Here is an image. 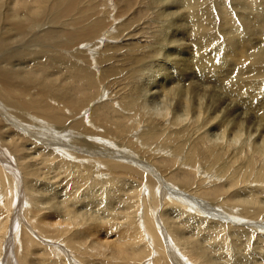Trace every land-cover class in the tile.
<instances>
[{
	"label": "bare ground",
	"instance_id": "1",
	"mask_svg": "<svg viewBox=\"0 0 264 264\" xmlns=\"http://www.w3.org/2000/svg\"><path fill=\"white\" fill-rule=\"evenodd\" d=\"M23 1L0 0V243L3 238L8 237V232L9 235L11 233L9 210L12 205L15 210V204L21 196L20 205L22 203L24 208H21L25 212L23 224L24 220L27 222L25 227H30L46 240L67 244L80 251L84 257H103L108 263L120 261L121 264H140L139 259L147 251V264H181L180 260L187 253L186 264L223 263L219 261L221 255L216 259L218 263L210 257L213 252L215 256L222 254L223 249L219 244L211 245L213 241L217 242L216 235L211 232L212 235L205 236L207 230L204 223L207 222L200 220V213L195 212L194 205L188 199L182 201L160 191L158 194L156 186V189L149 186L143 198L144 219L139 220V200L135 193L138 187L115 188L119 185L117 182L125 181L124 176L129 174L127 169L133 171L134 162L104 160L101 158L104 153L95 152L94 142L88 139L98 143L106 142L105 136H116L121 141L119 145H125L129 149L126 153L139 155L152 161L151 163L157 160V155L148 157L140 146L158 141L163 148L170 149L171 156L176 158L184 154L187 160L185 164L193 170L195 160L211 163L209 168L218 164L219 168H215L216 175L226 176L229 184L221 192L238 188L246 195L244 203L239 204L245 209L248 205L254 206L264 194V187L261 186L264 184V0H232L233 4L231 0H216L217 26L212 22L215 10L202 8V0H150L153 4L156 2L162 5L158 17L163 19L162 28L166 30H162L156 40L158 49L154 47L156 50L152 57L157 62L162 50L170 46L168 53L160 57L156 69L151 65L150 70V67H142L140 62L143 61V54L139 51L138 55L141 57L127 58L126 64L132 66L127 69L121 60L124 58L120 59V55L111 53H120L123 49L108 47L100 51L99 61L107 66L99 74L91 69L98 63V59L93 58V51L99 45L97 41L108 36L107 39L112 41L120 38V35L115 34L110 37L113 32L109 28L111 24L104 21L105 15L100 12L103 0ZM125 2L128 3V0ZM128 7L117 14L128 12ZM138 31L132 29L123 36L121 34L125 45L131 46L129 51L140 50L139 42L134 41L139 37ZM174 45H178V48L180 45L187 46L188 52L191 51L190 56L185 57L186 48H180L179 51ZM81 46H86V49L83 50ZM182 51L186 52L178 57ZM90 56L94 62L89 60ZM169 59H173L174 63L170 64ZM133 65H138L137 69ZM171 67L173 72H170ZM147 71L151 72L150 75L147 74L149 79H142V83L135 82L132 94H128L125 90L128 85L125 83L126 77L122 75L127 76L129 73L132 76L139 72V76L143 77ZM193 78L195 79L191 80ZM106 90H110L112 95H123L119 105L123 111L129 112V119L117 118V123L109 128L111 123L94 109L88 117L72 120L81 113H86L87 107ZM127 122L133 124L127 126ZM141 125L148 129H143L145 132L140 133L142 142L134 143L128 134L134 130L137 132ZM93 128H101L107 133L101 136ZM237 144L239 147H236ZM241 146L246 148L240 149ZM53 147L60 155L65 158L68 156L72 164L68 160V163L61 161V157L53 154L49 150ZM3 149L10 156L15 151L16 160L28 161L26 165L30 169L26 170V174L23 173L21 183L25 202L18 175L14 174V169L10 167L12 165L5 167L6 164L4 166L1 161L10 160ZM70 150L78 153L81 151L82 156L86 153L85 158L83 157L87 162L84 169L74 165L81 156ZM56 158L60 161L47 164L49 160H57ZM33 160H40L39 164L48 169V174H52L50 179L61 189L59 192H63L61 201L49 208L42 207L49 204L43 201H49L47 197L40 199L41 197L33 195L42 189L46 193L50 190L46 188L50 184L46 180L44 183L47 185L43 184L46 187H37L39 180L34 175L37 173H34L33 165L30 164ZM96 166L108 167L107 173L112 174L110 187L108 181L104 183L102 179H93L92 175L98 173L97 168L96 172L93 168ZM157 169L159 174L166 177L168 169L161 166ZM254 175L257 177L254 178ZM10 177H15L17 181L10 180ZM249 181L256 182L259 187L249 189ZM105 184L108 186H104ZM184 189L182 193L189 196V199L196 198L199 191L192 190V187V191ZM80 190L89 192L91 197H99L106 191L111 196L108 207L105 204L107 209L95 207L100 205L96 200L95 203L87 204L98 208L95 214H81V207L77 206L82 205L80 200L83 198L76 195ZM121 195L127 197L125 201L118 198ZM158 200L163 209L161 216L157 215ZM257 204L259 206L256 208H264V201L258 200ZM168 207L171 208L170 215L169 209L164 211ZM117 209L120 214L115 213ZM157 218H161L160 222H163L161 228L157 226ZM91 222L93 223L90 225ZM78 226L85 228L82 233L72 232ZM102 228L104 230L101 234ZM210 228L212 231L216 230L214 225ZM86 231L89 234L85 240ZM156 231L161 236H166L167 233L166 243L163 240L165 237L159 238ZM13 233L14 242L19 247L22 243L24 251L33 247V237L30 234L16 230V227ZM162 244L166 246L167 253L164 254L168 257L162 254ZM53 249V255H60L67 250H59L57 247ZM1 250L0 245V259ZM69 253L73 255L72 252ZM149 255L153 258H148ZM71 258L68 260L69 264H76L77 261L73 260L75 256ZM221 258L226 259L225 256Z\"/></svg>",
	"mask_w": 264,
	"mask_h": 264
},
{
	"label": "rangeland",
	"instance_id": "2",
	"mask_svg": "<svg viewBox=\"0 0 264 264\" xmlns=\"http://www.w3.org/2000/svg\"><path fill=\"white\" fill-rule=\"evenodd\" d=\"M19 1H21V0H19ZM23 2H26V1L24 0ZM129 3H131V4L129 5ZM215 3H217L216 0H202L200 6L202 8L205 7L206 9H209V11L215 10V11H213L214 12V20L212 18L211 19H212V22L215 24V26H217V19H216L215 16H216V11H217L218 8H217V4H215ZM231 3L233 4L232 0H231ZM154 4L150 0H128V3H126L125 0L124 1L123 0L122 1L121 0H103L102 1V8H101L100 12H101V14L104 13V15H105V17L103 16L104 21L105 22H110V24H111V26L109 28L113 32H111V36L110 37L114 36V34H115L117 36L120 35L119 36L120 38H119V40L117 38V41H116V39L112 41V40L107 39L109 37L108 36L107 38L105 37L104 40H101V41L98 40L97 41V44H99V45H97L96 46V50L93 51V54H94L93 58L98 59L97 60L98 63L96 65L94 64L92 66V68H91L92 70L94 69V71L97 74H99L107 66V64H104V63L101 64L100 63L101 60L99 61V58H100V54L102 52L101 50H103L105 48H108V47H112V46L113 47H121V50L123 49L122 52L120 51V53L119 52H115V51H112L111 53L112 54L116 53V56L120 55V59L124 58V59H121V60L124 61V67H126L127 69H128V67L131 68L132 66H130L131 64H126L127 62H125V61H128V59L133 58V56L141 57L142 54H143V59H142L143 61L140 62V63H142L141 64L142 67H144V68L146 67V69H148V67H150V70H151L152 66H153V69L157 68L156 64L158 62H160V57L162 58V57H164V53L165 54L168 53V49H170V46L167 49H163L162 50L161 55L159 54L158 57H157V62H156V60L154 61V59H156V58L152 57L153 56L152 53H153L154 50L158 49V44H157L158 42L156 40L158 39V37H159V35H160L162 30L166 31L165 28L164 29L162 28V27H164V24H162L163 23L162 22L163 19L158 17L159 14L162 11L161 10L162 8H160L162 5L159 4V3H156V2ZM206 4H207V6H206ZM127 7H128V10H127L128 12H125L124 14H120L119 13V15L117 14L120 10H124ZM157 13H158V15H157ZM117 15H118V17H117ZM99 17H101V15H99ZM106 17H107V19H106ZM160 20H161V23H160ZM45 28H47V27H45ZM132 29L139 30L137 32L139 37L136 40H134V41L135 42H139L138 44H139L140 50L138 49L135 52L134 51H129L131 46H126L125 45L126 42L123 41V39H121L122 36L127 31L130 32V30H132ZM157 31H158V33H157ZM156 33H157V35H156ZM121 34H122V36H121ZM183 39L185 40L184 35H183ZM154 43H156V44H154ZM145 44H146V46H144ZM180 46H181L180 47L181 49H185L186 48L187 52L184 51V53L186 52L185 57L190 56L191 51L188 52L189 50H187V46H184V45H180ZM81 47H82L83 50L86 49V46H81ZM149 48L152 49V50H150ZM171 48H173V46ZM174 48L179 49V51L181 50L180 48H178V45H176V46L174 45ZM124 49H126V50H124ZM134 49H135V47H134ZM139 51L141 52L140 53L141 55H138ZM144 51L147 52V53H145ZM135 53H137V55ZM184 53L182 51V53H180L178 57L183 56ZM146 54H147V56H146ZM108 56H110V55H108ZM103 57H104V55H103ZM89 60L94 62V60H92L91 56H90ZM116 60H119V59H116ZM174 60H175V57H174ZM169 61H170V64L174 63L173 59H169ZM137 63H139V62H137ZM133 67L137 69L138 65L137 66L133 65ZM127 69H125L126 72H127ZM171 69H172V67H171ZM149 71L144 72V73H146L145 74L146 76L144 74H143L144 76L141 74L143 77L139 76L140 75L139 72L134 73L132 76L129 75V73H128L127 76H125L124 74L122 75V76L126 77V82L125 83H127L128 85L126 86L125 90H127L128 94H132L131 92L134 89L135 82H141L142 83L143 80H145V79L148 80L149 79L148 75L151 74V72H149ZM170 72H173V69ZM194 79L195 78H193L191 80H194ZM108 81L109 80H106V82H108ZM106 82L104 81V84ZM100 91H101V87H100ZM109 91L110 90H106V91H103L102 93H100L99 97L97 99H95L93 101V103H91L90 106L87 107L88 111L86 113H81L82 115L80 114V115L76 116L72 120L77 121L82 116L86 118V117H88L90 115V113L94 109H97V112L101 113V117L102 118H106V120L109 123H111L109 125V128L114 125L113 123H117L116 122L117 118L121 119V117H122V118H126V120L129 119V117H130L129 112L126 111V110L123 111L122 110V106L120 107V105H119L121 99H123V95L122 96L118 95V94H116V95L113 94L112 95L110 93L111 91L110 92ZM73 92L76 93L77 91L76 92L73 91ZM119 96H121L122 98L119 97ZM113 101H114V104H113ZM125 115H127L128 117L125 116ZM166 123H168V121ZM126 124L128 126V125H132L133 123L132 122H127ZM107 127H108V125H107ZM137 129H138V130H136L137 132H134L135 131L134 130L133 132L129 133L128 135H129L130 138L133 139L134 143L138 142L140 144L142 142V140L140 138V135L143 134L142 132L147 131L146 129H148V128L145 125L144 126L141 125ZM143 129L145 131H143ZM28 130H31V129H28ZM93 130H94V128H93ZM95 130H94L95 133H98L101 136H104L107 133V132H104L103 130H101V128H96ZM111 130H113V129H111ZM101 132H102V134H100ZM56 136L59 137L60 135H56ZM108 137H110V136L108 135V136L104 137L106 139L105 140L106 142H98V143H96L95 141H92L91 139H88V141L94 142L92 144H94L96 146V149H94L95 152H97V153L101 152L102 154L104 153V157H101L104 160L120 159V160L128 161V162H131V163L134 162L133 169H132L133 171L131 172L130 169H127L129 171V174L124 176L125 181L117 182L119 185L115 186V188H117L119 186H123V188L126 187V189L129 188V187H138V189L136 188L135 193L138 194L137 198L139 200V204H138V206L140 208L139 220H143L144 219V211H145V209L143 208V204H144L143 198H144L145 194H147V192H146L147 188H149V186H151L150 188H153V187L156 186L157 189L155 187V189H156L155 191H157L158 194H159V191H160V192H164L169 197L179 198L182 201H187L186 199H188L189 202L191 201V203L194 205L195 212L197 211L198 213H200V216H199V217H201L200 220L203 219V220H205L207 222V223H204L205 227L202 225V227L206 228L207 231H210V233L206 231L205 232L206 233L205 236L208 237L209 235H212L211 232L213 234H215L217 242L215 243V241H213L215 244L213 243L211 245H214V246L216 245L217 246L219 244L218 246L223 249V251L221 252L223 255L219 254L218 256H215L214 252L210 254V257H212L214 262L218 263L217 262V260H218L217 257L219 258L220 255H221V257L225 256L226 259L223 260V258L220 257L219 261L223 262V263H220V264H264V208H261V206L256 208L257 206H259V204H257L258 200L259 201H264V194H262L260 196V198L257 200V203L255 204L256 206L254 205L255 207L253 205H248V206H246V209H245L241 205H242V203H244L243 201H245L246 195L245 194L243 195V192L240 191L238 188H234L233 187V188H230V190H226L225 189L224 192H221V190L223 191V188L226 187L227 185L229 187V184H228V181L226 180V176L222 177L221 175L217 174L219 176L218 177L216 175L215 171H216V169L219 168L218 164H214L215 166L213 165L212 166L213 168H209L208 166L212 165L211 163H209L207 161L204 162V160H199V161L195 160L196 161L195 162L196 165H195V168L193 170L191 167H188L186 165L187 164L186 163L187 160H186V156L184 154H181L179 157L175 158V157L171 156V154L169 153L170 149L169 148H163L158 141H154L152 143L148 142V144L146 143V144L140 146L141 148H143L141 150L144 151V154L146 153L145 155H147V156L148 155L149 156L150 155H152V156H156L157 155L156 157H157V160H159V161H157V160L154 161L153 160L154 163H151L152 161L149 162V161H147L148 159H144V158L140 157L139 155L126 153V151H128L129 149H126L127 146H125V145L124 146L123 145H119L121 143V141L116 139L115 138L116 136L114 138H112V136H111L109 139H108ZM110 139L111 140L114 139V140L111 141ZM42 146H39V147H42ZM236 147H239L238 144H237ZM244 147L246 148V146H244ZM244 147L241 146L240 149H245ZM54 149H55V147L49 148V150L51 152H53V154H55L59 158L61 157L60 158V159H62L61 161L65 162V163H68V161H70L68 156H66V158H65L64 155H60ZM123 149H125V150H123ZM49 150L46 149V151H49ZM71 152L73 154H77V155L80 154L79 156H81V159L77 160L79 163L77 161H75L74 165H78V166H80V169H84V166H86L87 162H85L83 160V157L86 155V153L85 154L83 153L84 156H82L81 155L82 153H80L81 151L79 153H78V151H71ZM236 152H237V149H236ZM4 153H6V156H8L10 158V160L9 161L8 160H1V161L4 162V164H3L4 166L6 164L5 167H7L8 165L9 166L12 165L10 167L14 169V171H15L14 174L16 173V175H18V182L20 183V187L22 189L23 201L25 202V196H24V193H23L24 192V188H23V185L21 183L23 182V180H22L23 179L22 176H24L23 173L26 174V170L30 169L27 166L28 165V161L27 160H16L17 154L15 153V151H13L11 153L13 157L10 156L9 153L6 152V150H4ZM111 153H113V154H111ZM105 155L106 156L107 155L108 156H113V157L112 158H106ZM243 156H245V155H243ZM114 157H116V158H114ZM129 157H130V159H129ZM92 158H93V156H92ZM244 158H246V156ZM56 159L57 160H49L47 164H49L51 161H52V163L53 162L57 163V162L60 161L58 158H56ZM131 159H133V161H131ZM39 161L40 160H33L30 163L31 165H33L32 169L34 170V173H37V174H34L36 176L35 178L39 180L38 183H37L38 184L37 187H40V186L41 187H46L45 185H47V184L44 183V180H46V183L49 181L48 184L50 183L49 185L52 186V187L47 185L46 188H50V190H47L48 195L46 193V190H43V189L40 192L33 193V195L36 198H40L41 197L40 199H44V198L47 199L48 198L49 201L48 200H46V201L43 200V201L44 202H49V204H45L42 207L45 206L44 208H46V207L49 208L50 206H54L57 201L58 202L61 201V199L63 198L62 197L63 196V194H62L63 192H59L61 189H58L59 187L56 186V184L52 181V179H50V178H52V174L50 172L48 174V169L46 170L43 165L39 164ZM135 162H137V163H135ZM197 162H198V164H197ZM35 164H36V167H35ZM69 164H72L71 161L69 162ZM89 166H90V164H89ZM137 166H139L140 168H138ZM141 166H143V167H141ZM160 166L163 167V168L168 169V173H166L167 174L166 177H164L163 175L159 174V170L157 169V167H160ZM205 167H207V168H205ZM35 168H37L38 170L35 169ZM93 168H94L95 172H96L95 168H97V172L98 173L101 172L99 174L96 173V174L92 175L93 179H94V177H95V180L98 179L100 181L102 179L101 181H104V183L106 181H108L109 182V187H110L111 186L110 185V181H111V178H112V174L110 172H109V174L107 173L109 171L108 167H101L100 168V167L96 166V167H93ZM188 168H190V169H188ZM40 169H41V171H40ZM100 169H101V171H99ZM210 169H211V171H210ZM35 170H36V172H35ZM207 170H208V172H207ZM16 171H18V173ZM173 172H175V173H173ZM20 175H21V177H20ZM129 175H131V176H129ZM256 177L254 175V178H256ZM14 178L15 177H13V179H11V177H10V180H12V181L16 180ZM253 183L255 185H253ZM41 184L42 185L45 184V185L42 186ZM104 186H108V184L107 185L105 184ZM247 186L249 187V189H251V187L253 189H255V188L259 187V184L257 185L256 182L249 181ZM261 186L264 187V184H262ZM182 187L190 189V190H191V187H192V190H196V189L199 190L196 193L197 194L196 198H192L191 197V199H189L190 198L189 196L188 197L185 196V194L182 193V190H185V189L182 188ZM55 188H57V191H55L56 190ZM51 190H53V191H51ZM80 191L76 195L78 196V198H83V200H80L82 205H78L77 206V207H79V206L81 207L80 208L81 209V214L83 212V213H86L87 216H88V214L90 216H92L93 214L96 213V209H98L99 207H100V209H107L106 207H108V205H109L111 196H109L106 191H104L105 194H102L99 197H95V195L93 197H91L88 194L89 192H87V191L85 192L84 190H82L81 192ZM18 192H20V191H18ZM49 192H51V193H49ZM238 193H240L241 195H239ZM44 195H45V197H44ZM122 196L125 197V198H123ZM241 196L244 197V198H242ZM139 197L141 199H139ZM118 198L120 200L121 199L124 200L127 197L124 196V195H121ZM96 200L100 204L99 206H95V207H98V208L90 207V206L87 205L90 202L91 203L92 202H94V203L97 202ZM20 201H21V196L18 197V201L15 204V210H13V208H14L13 205H12L11 209L9 210L10 211L9 214H11V216H10V220L8 222L11 223V226H10L11 233L9 235V232H8V237L7 238H3V240L0 243L1 249H2L1 250L2 252H1L0 264H20V262H23L24 264H28V263L38 264L39 262H43L41 264H69L70 262H68V260L72 259L71 257L73 255L75 256V258L73 260H75V262L77 261L76 264H102V263L104 264V262L106 264H121L120 261H118V262L109 261V263H108V261L105 258H103V257H96V258H91V257H88V256L84 257V256L81 255L80 251L74 250L72 247H69L67 244H62L63 242L61 243V242L55 241V240L54 241H51V240L49 241V240L44 239L43 236H41L39 233H36L35 231H33L30 227H28V228L25 227V224H27L26 220H24V224H23V220L22 219H24V217H25L24 216L25 212L21 208L23 206H22V203L20 205ZM198 201H200V202H198ZM239 202H240L241 205L239 204ZM236 203L239 204L240 206L237 205ZM65 204H66V202H65ZM105 204L107 205L106 207H105ZM158 204L159 205L157 207V212H158L157 215L159 216L161 214L160 212L163 209H161L162 208V206H161L162 204H160V201L158 202ZM17 205H18V207H17ZM46 205H48V206H46ZM252 206L255 209H253ZM168 209L170 210L171 208L168 207L164 211H168ZM249 209H251V210H249ZM169 212H168V215L171 214V210ZM115 213L116 214H120L118 209H117V211ZM40 214H42V213L40 212ZM187 215L190 216L188 213H187ZM13 218H15V219H13ZM160 221H161V218H157L156 219V222H158L157 223L158 228L159 227L161 228V226L163 224V222H160ZM154 222H155V220H154ZM92 223L93 222H91L90 225ZM177 223L178 222L175 221L176 225H178ZM212 224L215 227L214 229H216L215 231H212L211 228H210V227L213 226ZM100 225L101 224H99V226ZM99 226H96V227H99ZM123 226H126V225L123 224ZM15 227H16V230H18V231H20L22 233H23V231H25L27 234H30L29 236H31V238L33 237L32 238V242L34 243V245H33V247L31 249L24 251L22 243H21V246L19 247L17 245V243L14 242V238L13 237H14L15 233H13V230L15 229ZM28 229H30V230H28ZM83 229H85V228L82 227V226H78L77 228H75V230L72 229V232H75V233L76 232L77 233L80 232V233H82ZM103 230L104 229L102 228L101 232H100L101 234H102ZM91 232H94V231H91ZM155 233H157V236H159V238L165 237V239H163L164 242H165V240L168 239V237H167L168 235H167L166 232H165L166 236L164 234H163V236H161L157 231ZM88 234H89V231L88 232L86 231V233L84 235V239L87 237ZM143 234H146V233L144 232ZM79 235L81 236V234H79ZM149 238H151V236H149ZM3 241H5V242H3ZM50 242H52V243H50ZM60 244H62V245L60 246ZM171 244L173 246L172 242H171ZM167 245H168V243H167ZM54 247L55 248L57 247L59 250H66L67 249L62 254H64L65 252L66 253L64 255H62V254L59 255V253L56 254V255H53L52 252L54 251V249H53ZM6 250H9V251H6ZM25 252H27V253L25 254ZM69 252H72L73 255L71 253H69ZM145 253L146 254L143 255L144 257L142 256L139 259L140 260L139 261L140 264L141 263L142 264H147V262H148V260L145 259L146 255H147V251ZM148 253H149V251H148ZM164 253H167L165 245H163L162 254H163V256H167V254H164ZM218 253H219V251L216 252V255ZM20 255H22V256H20ZM187 255H188V253L184 256V259L180 260V261H182L181 264H186V260L188 259ZM148 258L151 259L153 257H152V255H149ZM20 259H21V261H20ZM78 259H80L81 262ZM83 259H85L86 261L83 262L82 261ZM40 260H42V261H40ZM167 262H168V258H167ZM175 263H177V261H175ZM150 264H152V263H150Z\"/></svg>",
	"mask_w": 264,
	"mask_h": 264
}]
</instances>
